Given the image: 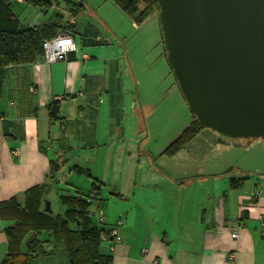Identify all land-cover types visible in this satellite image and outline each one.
<instances>
[{"label": "crops", "instance_id": "0c3cea01", "mask_svg": "<svg viewBox=\"0 0 264 264\" xmlns=\"http://www.w3.org/2000/svg\"><path fill=\"white\" fill-rule=\"evenodd\" d=\"M5 1H9L10 6L13 2L25 3L23 0ZM42 1L48 4L45 11L35 6L42 14L20 22V26H74L80 32V49L66 61L46 63L41 56L34 63L7 69L0 96V264H69L66 245L54 242L38 224L37 213L61 216L66 211L60 200L65 194H59L64 208L60 214H54L53 202L49 199L52 189L58 190V175L62 170L61 167L54 178L48 180L52 162L60 165L66 155L68 126L77 128L72 130L76 133L82 131L81 128L96 126L102 96L109 101L112 117L116 116V111L119 114L122 108L125 110L123 104L112 103L114 95L127 90L123 76L130 75L127 60L131 51L124 43L127 36L122 32L129 30V26L133 32H138L153 17L136 25L110 0H98L97 4L80 0L84 8L79 12L71 11L65 0L64 3ZM68 13L73 15V23ZM142 50H147V46ZM83 54L88 58L83 59ZM54 101L59 102L60 108L57 118L51 120L48 107ZM112 119L109 118L111 126L123 122L120 116L117 121ZM144 128L143 124L142 130ZM159 172L166 176L163 171ZM91 176L101 185L102 193V188L107 186L105 180L102 181L104 178ZM193 177L171 181L176 188L193 192ZM133 185L143 189V184L134 182ZM248 185L251 190H247L245 183L231 188L228 182L222 193L203 205L184 199L180 215L173 213L174 202L169 204L158 197L147 199L148 194L127 192L117 185L111 190L110 199L121 205L118 210H106V224L102 228L111 230L121 219L123 224L117 231L123 241L111 250L112 240L105 239L99 254L110 257V264H152L154 260L160 264H264V186L261 183ZM255 191L259 193L257 199L252 198ZM101 193L95 210L102 207ZM194 212L197 213L193 216ZM72 228L76 229L74 225ZM234 232L237 238H232ZM33 233L36 236L27 243ZM33 239H37L39 254L36 257L28 247Z\"/></svg>", "mask_w": 264, "mask_h": 264}, {"label": "rangeland", "instance_id": "374dc122", "mask_svg": "<svg viewBox=\"0 0 264 264\" xmlns=\"http://www.w3.org/2000/svg\"><path fill=\"white\" fill-rule=\"evenodd\" d=\"M89 1L93 4L99 2ZM61 2L64 3L63 0ZM10 8L22 23L42 14L39 8L27 3L13 2ZM133 31L129 26V30L126 28L122 32L123 36H127L124 43L131 51L127 60L130 75L123 76L127 90L112 98L113 104H123L125 110L122 108L119 114L116 111V116L112 117L108 110L109 101L102 96L96 126L81 128L83 130L78 133L72 132L75 127H67L66 145L69 142V148H66L61 162L63 166L58 175V190L52 189L49 194L54 214L64 211L59 194L75 195L78 192L87 195L92 189L93 179L86 173L72 170L73 166L90 169L91 174L99 180L104 178L102 181L105 180L107 186L100 192L103 196L100 210L104 215L106 210L115 211L121 205L110 199V192L117 185L127 192L133 190L148 194L147 199L155 200L158 197L166 199L169 204L174 202L173 213L176 212V215H180L184 199L203 205L222 193L230 178H237L240 171L248 175L244 182L247 190H251L250 183L264 186L262 139H224L215 131L202 128L177 157H158L189 126L193 117L167 64L157 13L141 30ZM131 33L133 35L129 37ZM143 46H147V50H142ZM118 116L123 120L121 125L111 126L109 118H113V121L116 118L117 121ZM231 169L233 171L229 173ZM159 171L166 173V176ZM191 176H194L195 182L193 192L176 188L171 181ZM134 182L143 184V189L135 187ZM97 204L98 201L90 208L95 210ZM196 213H192L193 216ZM90 218L98 221L96 212Z\"/></svg>", "mask_w": 264, "mask_h": 264}, {"label": "water", "instance_id": "95a60500", "mask_svg": "<svg viewBox=\"0 0 264 264\" xmlns=\"http://www.w3.org/2000/svg\"><path fill=\"white\" fill-rule=\"evenodd\" d=\"M155 1L167 64L195 119L220 138L264 140V0Z\"/></svg>", "mask_w": 264, "mask_h": 264}, {"label": "trees", "instance_id": "16d2710c", "mask_svg": "<svg viewBox=\"0 0 264 264\" xmlns=\"http://www.w3.org/2000/svg\"><path fill=\"white\" fill-rule=\"evenodd\" d=\"M25 3L39 6L42 11L48 7L46 2L42 0H23ZM122 12H124L136 25L143 24L155 13L158 14V6L155 0H110ZM71 11L79 12L84 8V4L80 0H65ZM10 4L7 1H0V96L4 86L7 69L15 65H24L36 62L43 54L42 44L45 40L53 38L60 31L75 29L74 26L62 27L58 24H46L39 27L23 28L17 16L10 10ZM165 54V53H164ZM59 102L54 101L48 107L51 120H55L59 113ZM183 132L169 144L161 153L162 156L173 158L178 155L185 146L192 142L204 128L195 119ZM63 165H51L48 174V180H52L55 174ZM72 170L78 173H86L92 178L88 169L73 166ZM233 169L229 171L231 173ZM237 178H230L231 188H239L244 184L247 176L243 172H238ZM47 178V176H46ZM93 179V178H92ZM101 185L93 179L92 189L87 195L75 193L74 196L62 195L60 200L66 206L64 215H53L50 213H37L41 230L51 235L54 242L64 243L67 247L69 264H110V257L99 254L101 242L105 239L112 240L110 230L102 228L103 225L94 223L90 217L91 206L87 199L90 193L99 191ZM43 189V188H42ZM47 191L48 186H46ZM36 190V189H35ZM100 201V197L98 198ZM244 214V213H243ZM76 227L73 229L72 226ZM41 230H36L38 233ZM42 247V244H39ZM34 252V257L38 253L37 239L28 245Z\"/></svg>", "mask_w": 264, "mask_h": 264}, {"label": "built area", "instance_id": "2783aa9c", "mask_svg": "<svg viewBox=\"0 0 264 264\" xmlns=\"http://www.w3.org/2000/svg\"><path fill=\"white\" fill-rule=\"evenodd\" d=\"M68 18L70 22L73 23L74 17L71 13H68ZM79 35L80 32L75 28L70 33H61L57 34L53 38L45 40L42 44L43 54L42 60L46 63H55L58 61H66L70 54H76L79 52ZM80 41V40H79ZM83 59H87L88 56L86 54L82 55ZM259 193L257 191L253 192L252 198L257 199ZM100 197V192L95 191L89 194L87 201L93 205L96 201H99L98 198ZM96 212L97 219L99 225L106 224V218L103 212L100 209L90 211V216L94 217ZM123 224L122 220L119 219L115 226L110 230L109 234L112 237V245L110 249L113 250L115 244L122 243L123 239L117 231V228ZM232 238H237L238 234L236 232L232 233ZM152 264H160L157 260H154Z\"/></svg>", "mask_w": 264, "mask_h": 264}]
</instances>
